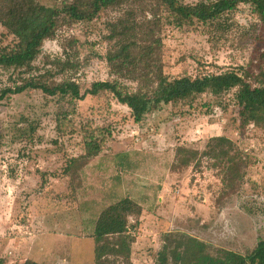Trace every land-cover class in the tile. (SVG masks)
<instances>
[{
    "label": "rangeland",
    "instance_id": "374dc122",
    "mask_svg": "<svg viewBox=\"0 0 264 264\" xmlns=\"http://www.w3.org/2000/svg\"><path fill=\"white\" fill-rule=\"evenodd\" d=\"M40 1L56 14L55 35L30 66L0 67V84L34 79L53 86L74 76L84 92L93 81L112 79L106 38L108 23L126 14L121 7L92 21L72 22L61 8L71 0ZM163 27L159 54L170 78L235 69L254 59L257 48L264 49V25L250 4H240L213 25ZM67 61L80 68H65ZM233 95L209 88L188 102H163L140 122L106 92L87 94L75 105L41 88L4 99L0 256L5 264L27 259L96 264L94 230L108 209L126 214L133 264H157L170 231L198 237L214 255L220 249L250 253L264 239V112L244 122ZM59 110L75 125L64 133L57 127ZM81 126L100 127L106 141L94 158L71 169L69 159L84 152ZM217 135L228 136L242 152L245 177L238 190H227L224 166L204 154ZM108 223L105 228H112Z\"/></svg>",
    "mask_w": 264,
    "mask_h": 264
},
{
    "label": "trees",
    "instance_id": "16d2710c",
    "mask_svg": "<svg viewBox=\"0 0 264 264\" xmlns=\"http://www.w3.org/2000/svg\"><path fill=\"white\" fill-rule=\"evenodd\" d=\"M242 3L250 4L264 25V0H198L196 3L184 0H71L61 8L72 22L92 21L104 11L117 7H121V13H126L108 23L106 39L110 47L105 58L114 77L93 81L84 92L74 76L53 86L34 79L10 86L0 84V103L28 88H41L46 94L70 105H75L87 94L106 92L130 107L135 120L140 122L147 112L163 102H188L212 88L218 93L233 92L239 116L246 122L264 112V49L257 48L254 59L235 69L174 78L164 72L159 54L164 45L163 25L166 23L179 28L196 22L213 25ZM124 5L128 7L123 11ZM55 16L53 10L40 0H0V67L30 66L44 43L55 35ZM62 64L65 68H80L79 64L70 61ZM124 79L132 80L136 87H131ZM69 116L66 111H57L59 132L64 133L68 127L75 126L73 117ZM78 132L82 134L84 152L69 159L71 169L81 160L94 158L103 150L106 141L100 127L81 126ZM241 153L235 142L225 135L213 136L207 142L204 154L224 166L223 180L227 190H238L243 185L244 158ZM98 219L94 230L96 264H133L131 244L126 236V214L108 209ZM108 222L113 226L110 229L104 225ZM116 225L119 228L116 229ZM208 245L194 235L166 232L157 264H264V239L247 255L228 249H220L214 255ZM6 262V258L0 256V264ZM24 264L39 263L27 259Z\"/></svg>",
    "mask_w": 264,
    "mask_h": 264
}]
</instances>
